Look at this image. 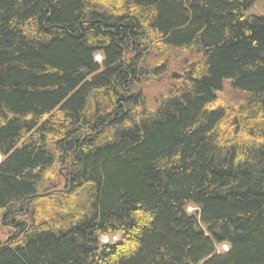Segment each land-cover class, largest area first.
Listing matches in <instances>:
<instances>
[{
  "label": "trees",
  "instance_id": "obj_1",
  "mask_svg": "<svg viewBox=\"0 0 264 264\" xmlns=\"http://www.w3.org/2000/svg\"><path fill=\"white\" fill-rule=\"evenodd\" d=\"M256 1L0 0V264H264Z\"/></svg>",
  "mask_w": 264,
  "mask_h": 264
},
{
  "label": "rangeland",
  "instance_id": "obj_2",
  "mask_svg": "<svg viewBox=\"0 0 264 264\" xmlns=\"http://www.w3.org/2000/svg\"><path fill=\"white\" fill-rule=\"evenodd\" d=\"M248 15L251 16L264 15V0H257L255 5L249 9ZM196 59H197L196 54H192V53L181 54L179 52H173L172 57L170 58L171 68L168 71V74L171 75L174 72L175 73L178 72L180 69L183 68L185 62L189 63ZM101 60H102L101 57H97V61L100 62ZM170 84H171L170 77H166V78H162L160 81H154L148 85H145L144 89L148 97L153 98L157 94L164 92ZM221 96L224 97L226 101L232 105L239 103L242 99V95L232 90L228 84L224 85ZM1 159L2 158L0 156V162ZM188 211L189 212L193 211V207H189ZM9 233H10L9 228L4 227L0 222V243L4 242L8 238ZM106 238H103L102 240L104 244L108 243L109 239ZM217 249L221 254H224L228 251V248L226 246H219Z\"/></svg>",
  "mask_w": 264,
  "mask_h": 264
}]
</instances>
